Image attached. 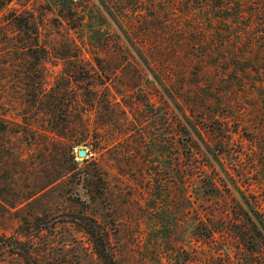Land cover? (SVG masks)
<instances>
[{"label":"rangeland","instance_id":"1","mask_svg":"<svg viewBox=\"0 0 264 264\" xmlns=\"http://www.w3.org/2000/svg\"><path fill=\"white\" fill-rule=\"evenodd\" d=\"M39 1L31 0V6ZM147 2L139 7L146 19L130 21L124 16L123 29L133 32L129 44L148 59L145 68L126 64L113 40L120 37L126 42L127 38L107 18L88 21L74 33L65 23L57 25L54 13L44 11L41 38L55 46L45 53L31 54L23 48L21 31H0V96L4 91L5 102L0 106L5 116L0 122V240L18 236L27 227L36 234L38 224L46 228L32 239L41 264H104L79 223L88 216L107 229L117 264H264L263 235L257 242L243 235L251 232L252 219H264V0ZM157 9L168 10L161 21H170L165 27L154 19ZM6 11L0 13V24ZM89 25L113 41L111 54L101 49L100 32L91 45L80 47L82 38L88 42ZM144 25L155 30L141 32ZM66 34L80 50L65 48ZM155 52L166 56L157 65ZM40 61L43 99L50 97V88H56L66 73L70 78L59 91L61 104L113 96L125 109L121 113L119 106L112 108L113 116L120 117L118 124L88 106L85 114L92 136L72 148L64 138L46 136L37 150L32 143L44 130L39 124L30 130L31 117L42 110L31 106L30 74ZM94 69L103 76L92 77ZM154 74L171 83L189 124L197 129L176 136L182 157L186 146L191 147L200 164L235 182L231 187L235 202L221 207L212 218L211 239L201 238L195 230L198 212L210 227L198 178L193 176L191 183L177 187L172 179L179 176H154V161L170 159L177 145L175 135L167 134L170 130L154 112L158 93ZM150 93L152 99L145 104L142 100ZM68 122L78 120L71 117ZM95 137L106 148L93 154L90 142ZM112 145L114 150L106 151ZM82 147L87 155L79 157L77 149ZM207 148L212 157L204 152ZM91 155L107 175L82 184L77 172L94 168L88 164ZM159 180L167 185L158 186ZM36 216L38 220H33ZM0 264L26 263L0 248Z\"/></svg>","mask_w":264,"mask_h":264},{"label":"trees","instance_id":"2","mask_svg":"<svg viewBox=\"0 0 264 264\" xmlns=\"http://www.w3.org/2000/svg\"><path fill=\"white\" fill-rule=\"evenodd\" d=\"M30 1L31 0H0V13L3 10H7L6 14L2 16L4 24H0V31L4 29L21 31L23 39L22 43L24 45L23 48H26L29 53L35 54L39 51H41V53H45L50 50L49 48L54 49L55 47L54 45L49 46L44 41V39L41 38L39 23L42 22L43 12L45 11L54 13L55 17L53 20L57 25L63 26V23H65L68 26V29L73 30L74 33L83 29L85 23L88 21L91 22L92 20L95 21V19L98 18H107L110 22H112V24L115 25L116 29L121 33V36L123 35L124 38H127L126 42H122L120 37H115L116 39L113 40L117 45V50L124 54L126 64H129L133 67H138V65H141L144 68L149 64L148 59L141 53L139 48L130 46L129 42L133 41V32H123L125 27L124 23L126 22L124 16H126L127 19H131L130 21H142L146 19L145 10L139 7L148 4L147 0H42L34 6H31L32 2ZM170 1L171 0H169V2ZM11 4H18L21 6V8L18 6H10ZM42 7H45V10H42ZM167 11L168 10L166 9H157L154 11V19L157 20L158 24L162 25L163 27H165L164 25H167V23L170 22L168 20L161 22L163 21L162 16L165 13L167 14ZM188 13H190L189 10L185 12L186 15H188ZM88 28L90 30L88 33V42L85 43L82 38V40H80L81 42H79L80 47L83 45H91L93 42L91 39H93V37L96 38L99 32L101 35L102 30H99V28L95 29L92 25H89ZM142 28L144 29H140L141 32H151L152 29L155 30V28H149L146 25H144ZM65 38L67 45L65 48L74 47L75 49L79 48L80 50V47L74 38H72L69 34H66ZM100 39L101 40L98 42L101 43V49H103L106 53H110L109 46L112 45L113 41L110 40V38L108 39V35L106 34L100 37ZM159 42L160 40L158 39V43ZM59 44L62 45V43ZM92 46L98 47L95 44H92ZM165 57L166 56H163V54L155 52L154 65L160 63L159 60L164 59ZM167 59L171 60L172 58ZM37 62H39V60H37ZM37 62L36 65L32 66V73L30 74V88L32 90V95L34 96V101L32 102L31 106L42 109L39 113L31 117L32 121L30 122V130L36 129L38 124L40 127H42L41 129L44 130V133L41 132V135H39L36 141L32 143V145L37 150H41L45 143L46 136H50L51 139L57 138L59 140L64 138L69 141L71 148L74 146L73 144H81L85 142L89 136H92L90 132L91 128L89 115L85 114V111L88 110V106L99 112V114L103 117L108 118L111 124L112 122L116 123L115 125L118 124V119L120 117L117 118L116 115L113 116L112 108L115 106L118 108L119 106L121 113H125V109H123L124 105L122 102L117 101L113 96L106 97L104 101H101L99 97L95 96L92 99L86 100L76 99L70 105L61 104L59 91L62 88L64 82L69 81V74H62L60 79L62 81L56 82L54 85L56 88H50V97H48L46 100L43 99V96L46 94L45 90L43 89L45 77L42 70L44 69V65L41 63V61L40 64L37 65ZM155 62H157V64ZM109 63H112L111 59L109 60ZM91 74L93 75L92 77L101 78V76H103L102 73L95 69ZM105 77H108V75ZM153 81L158 90V93L154 95L157 100V103L154 102V112L161 120L160 124L170 130V132L168 131L167 134L172 133L175 135L173 136V142L177 143V145L175 144L176 146L174 147L176 153L170 156V159H166L163 162L160 160L154 161V176H179L178 178L176 177V180L174 178L172 179L173 184L177 185V187H183L184 185L191 183L193 176L198 178L199 186L202 188L205 195V200L207 202L203 204L204 207L202 210L206 219L209 221L210 227L205 223L203 218L200 217L198 212L196 214L199 218L195 226V230H198L197 232L201 233V238L211 239L214 237L215 232L212 218L216 216L221 207L230 206L235 202L234 196L231 192V187L235 185V182H233L234 180L231 177L220 176L218 168L217 174L216 170L215 172H213V170L210 171L206 164H200L198 159H196L191 147L186 146V153H183L184 157H182V152L179 149L180 142L176 136L191 134V132L195 133L197 129L193 125L189 124L187 119L188 115L181 109L177 99L173 95V88L169 85L171 83L167 82L164 80V78H162V76L157 74H154ZM106 88L107 87L105 86L104 89ZM3 92L4 91L1 90L0 106L5 104L2 98ZM152 96L153 94L150 93L149 96L142 101H144L145 104H148L150 99H152ZM62 105H65L66 108L64 109ZM130 106H133V104H129L128 107ZM72 108L74 112L71 113L70 109ZM62 110L65 111V114H62ZM32 112L34 113L33 110ZM3 117L5 116L0 114V122L4 119ZM71 117L76 118L78 122L69 124L68 121ZM101 129L102 128H98L99 131H101ZM31 132L34 134L33 131ZM101 141H103L101 138L95 137L93 140L94 143L90 142V145L92 146L90 150L93 154L97 153L100 149L106 148L105 146H101ZM114 146L115 145H112L111 147L109 146L106 151L114 150ZM183 147L185 148V145H183ZM207 149L204 150V152H206V155H210L212 152L209 148ZM91 156L92 160H90L88 164L94 168L86 171L79 169L77 172L78 180L82 184L89 181L92 183L94 176H96V179H101L100 176L107 175L106 170L98 164L97 158L93 155ZM213 157L214 159H212L214 161L217 160L216 155ZM83 160L87 161V158H84ZM157 185L160 187L167 185L166 180H159ZM173 197L178 198L176 195L172 196V198ZM158 203L160 209H163L161 207V202ZM38 218L39 217L36 216L33 220H38ZM82 218L84 219V222L79 223L88 234L96 256L104 264H117V258L115 257V252L111 246L107 229L95 218L88 216H83ZM25 221H27V219H25ZM251 221V232H244L243 235L244 237L245 235H248V237L252 238L254 242H257L259 241L260 236L263 235L264 238V219L254 218ZM32 222L33 221L31 220V223ZM27 223H29V221H27ZM200 228L201 230L206 229L207 233L202 234ZM26 229L27 230L24 232H20L18 236L1 237L2 241L0 240V248L4 251L11 252L12 254L19 256L26 264H41L40 255L33 250L32 239L38 233H42V231L46 228H43L37 224L36 234L29 232V227Z\"/></svg>","mask_w":264,"mask_h":264},{"label":"water","instance_id":"3","mask_svg":"<svg viewBox=\"0 0 264 264\" xmlns=\"http://www.w3.org/2000/svg\"><path fill=\"white\" fill-rule=\"evenodd\" d=\"M77 155L79 156V157H84V156H86L87 155V152H86V149L85 148H78L77 149Z\"/></svg>","mask_w":264,"mask_h":264}]
</instances>
